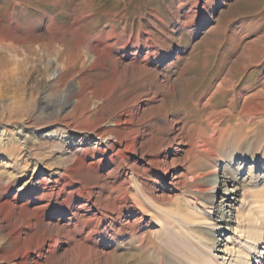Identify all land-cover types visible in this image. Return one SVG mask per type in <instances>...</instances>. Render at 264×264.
<instances>
[{
  "label": "bare ground",
  "instance_id": "1",
  "mask_svg": "<svg viewBox=\"0 0 264 264\" xmlns=\"http://www.w3.org/2000/svg\"><path fill=\"white\" fill-rule=\"evenodd\" d=\"M201 3L200 0L194 1V5ZM57 24L50 17L45 27L47 34L31 35L28 29L39 25L28 23L23 26L9 12L0 17L1 99L10 93H16L17 98V92L27 87L30 71L36 68L32 65L33 58H29L30 52L38 53V48L43 47L49 53L48 47L58 34L67 31L75 34L82 29L79 20L64 29ZM196 25V20L184 23L194 31ZM108 26L110 28H104L102 32L86 34L74 58L61 57L59 48L55 51V58L45 62V72L51 74L52 89L63 83H68L69 89L63 97L43 98L41 113L51 117V123L38 129L18 122L14 125L17 129L14 135L0 118V149L12 146L15 141L25 148L33 140L61 146L56 162L49 164L55 166L53 172L44 173L41 169L42 161L48 156L45 150L44 157L38 154L34 157L26 150L25 156L30 158L34 168L30 180L16 185L22 178L17 171H9L6 166L0 170V191L6 176L11 182L8 188L2 189L0 211L9 205L14 207L12 200L17 197L30 198L21 214L11 217L5 225L8 231L3 235L4 241L0 242V264H99V250L95 246L102 241L119 251L113 259L119 264H264V208L255 210L246 198L237 207L239 186L232 183L241 180V163L252 161L264 171V72L254 84H242L248 75L236 83L229 70L225 75L219 74L216 84L203 93L233 90L227 108H212L205 113V128L192 136L189 154L196 152L198 157L209 152L212 165L190 167L187 169L189 177L181 181L180 186V181L176 180V167L181 165V160L185 161L186 156L168 161L166 153L171 145H161L163 152L150 155L149 160L142 154L132 165L129 164L143 151L145 144L141 145L139 141L141 109L138 101L151 92L137 96L136 103L134 99L125 102L105 125L99 106L85 114L86 118H90L92 112L97 114V123L94 122L91 128H78L69 122L72 115L79 112L81 98L97 97L95 83L87 86V78L82 77L79 86L75 84L81 70L95 68L97 61L102 67L106 61L113 67L110 77L103 80L109 90L117 86L129 69L138 76L154 72L158 86L167 88L171 85L167 76L161 81L159 73L151 68L163 59L155 57L159 46L146 30L129 34L126 27ZM19 29L24 35H19L16 31ZM122 44L124 47L119 53ZM241 59L244 64H249V58ZM71 66L79 67V70L69 82L65 74ZM73 94L81 98L76 100L74 109L69 110ZM235 106L239 107L233 110ZM59 120L63 125L56 124ZM225 120H233L236 124L230 121L223 129L221 126ZM108 129L112 133L106 139L103 135ZM97 135H100L99 140L95 138ZM215 143L224 149L231 148V164L224 163L223 154L213 146ZM141 162L143 165L139 167ZM113 173L115 176L111 177ZM145 173L151 178L145 177ZM85 175L98 182L87 183L83 179ZM258 176L257 172L249 185L256 186L254 181ZM146 180H150L151 185L146 184ZM196 180L199 181L197 184ZM244 181L242 189L248 183L246 179ZM187 182L195 183L188 189L191 195L177 200L169 187L177 183L176 188L185 192ZM152 187H160V192H151ZM86 209L93 214L85 213ZM2 213L0 220L5 222ZM121 216L130 219L123 229H115L114 224ZM64 240L68 247L61 252L60 245ZM34 251L37 255L32 257ZM68 254L73 257L72 262L65 259ZM107 254L112 257L110 252Z\"/></svg>",
  "mask_w": 264,
  "mask_h": 264
},
{
  "label": "rangeland",
  "instance_id": "2",
  "mask_svg": "<svg viewBox=\"0 0 264 264\" xmlns=\"http://www.w3.org/2000/svg\"><path fill=\"white\" fill-rule=\"evenodd\" d=\"M194 1L196 0H0V17L9 12L12 13L13 18L17 17L23 26L28 23L39 25L37 28L30 27L28 29V33L31 35L47 34L45 27L50 17L56 20L57 25L62 29L70 26L75 20L80 21L82 28L75 34L68 31L58 34L55 41L48 47L49 53L43 47L38 48L39 54L30 52L29 58H33L32 65L36 68L30 71L27 87H23L17 92L19 95L17 98H15L16 93L7 94L3 99L0 98V118L3 124L8 128L10 134L15 135L17 129L14 128V125L18 122L27 123L30 127L38 129L51 123V117L41 113L43 98L50 99L55 95L63 97L69 93L68 83H63L53 90L51 74L45 72V62L55 58L54 54L57 49H61V57L74 58L82 47L86 34L102 32V29L110 28L108 26L110 24L117 25V29L126 27L129 34L146 30L159 46L155 57L159 60L163 59V62L161 61L159 65H153L151 68L159 73L161 81H164L167 76L171 85L167 88L158 86L154 72L142 73L138 76L129 69L126 76L119 79L117 86L109 90L103 84V80L110 77L113 67L108 61L103 67L101 62L97 61L95 68L90 70L87 67L83 68L82 74L75 80L77 86L81 84L82 77L87 78V86L95 83L97 97L81 98L78 94H73L68 109H74V104L79 97L81 104L78 106L79 112L72 115L73 118L69 122L78 128H91L94 126V122L97 123V114L92 112L90 118H86L85 114L93 110L95 106H99L100 115L104 118L103 125H105L125 102L134 99L136 103L137 96L151 92L150 95L144 96L138 101L141 109L138 128L139 141L141 145L145 144L143 151L129 164L132 165L142 154L149 160L150 155L163 152L160 149L161 145H171V149L166 153L168 161H173L178 156H186L185 161L181 160L179 163L181 165L176 167L178 175L176 180L180 181L181 186L186 177H189L187 169L189 170L192 166L202 168L205 165H212L210 162L213 158L209 152H207L208 154L203 152V155L198 157L196 152L189 154L192 136L195 132L205 128L203 125L205 113L212 108H227L233 90L203 93L208 91L214 83L216 84L219 74L225 75L229 70L233 72L236 83L241 82L245 74L248 75L242 84H254L262 71L264 72V0H200L202 2L200 5H194ZM189 20H196L195 31L193 27L184 26V23ZM16 31L20 33L19 35H24L20 29ZM123 47L124 44L118 48L119 53ZM236 58L239 59L234 62ZM241 58H249V64H244V60ZM78 70L79 67L75 68L74 66L66 69L65 75L69 78V82L72 75ZM238 107L235 106L233 110ZM230 121L236 124L235 121ZM230 121L225 120L221 127L225 129ZM60 122L59 120L56 124L63 125ZM179 127L183 128L179 130ZM111 133L112 130L108 129L103 135L104 138L108 139ZM99 136L97 135L95 138L99 140ZM44 140L42 139V141ZM213 146L218 153L223 154L224 163L231 164L233 158L231 148L225 147L226 149H224L218 143ZM26 150L31 152L32 156L38 154L42 157L46 151L48 156L42 161L41 169L44 173H50L54 171L52 169H55V166L49 164L56 162L61 146L59 143L45 142L41 144L33 140L25 148L20 142L15 141L12 146L7 145L0 149V170L6 166L9 171H17L16 173L22 176L16 185L30 180L33 176L34 168L30 164V158L25 156ZM257 153V155L260 154L259 151ZM142 163L139 164V167L143 165ZM239 168L241 169L239 176L241 180L232 181L239 186L235 204L240 207L242 200L246 198L250 205L255 207V210L264 208V171L259 170L257 163L252 161L239 164ZM257 172L259 176L254 181L256 186L249 185ZM144 175L148 179L151 178L148 173ZM85 176L83 179L87 183L98 182L94 178ZM113 176L115 173L111 175V177ZM111 177L108 179L110 180ZM7 178L6 176L5 182L2 183L0 195H2L3 187L8 188L11 184ZM245 179L248 183L242 189L241 186ZM145 182L151 185L150 180ZM198 182L196 180L195 183ZM195 183L187 182V187L186 185L184 187L185 192L177 189L176 185L178 184L173 183L169 187L170 193L181 201L185 196L191 195L189 190ZM153 191L160 192V187H152L151 192ZM28 199L30 198L17 197L12 200L13 203L11 202L14 207L9 205L7 209L0 211V214L3 212V218L6 217L5 222L0 220V229L2 228L0 242L4 241L3 235L8 231L5 225L9 223L11 217L21 214L20 211L23 210ZM185 204L184 202L183 205ZM216 210L218 212V209ZM84 212L92 213L88 209ZM108 212L110 213L109 210ZM128 219L130 218L121 216L119 221L115 222L114 228L123 229ZM64 222L62 221V223ZM227 225L229 224L227 223ZM223 235L224 233L219 235L220 240ZM226 237L228 234L225 235V239ZM98 246H95V249L99 250H97L99 264H119L113 260L115 255L119 254L115 247L107 245L103 241L98 243ZM67 247L68 242L64 240L60 245V251L64 252ZM109 252L112 257L108 256ZM36 255L37 251H34L32 257ZM66 257L68 262L73 261L70 254Z\"/></svg>",
  "mask_w": 264,
  "mask_h": 264
}]
</instances>
